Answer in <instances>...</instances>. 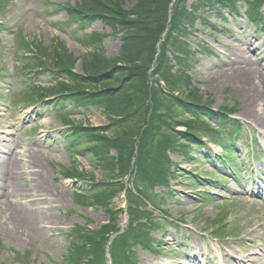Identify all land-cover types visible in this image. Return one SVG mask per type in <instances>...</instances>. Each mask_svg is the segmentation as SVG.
<instances>
[{"label":"rangeland","instance_id":"1","mask_svg":"<svg viewBox=\"0 0 264 264\" xmlns=\"http://www.w3.org/2000/svg\"><path fill=\"white\" fill-rule=\"evenodd\" d=\"M139 1L121 0L115 5V0H0V149H9L8 157L16 156L19 160L17 172L23 175L16 192L29 198L24 199L28 204L20 202L18 209L24 215H32L26 216L28 221L21 223V228L8 224L15 210L0 215V264H72L73 245L81 240L78 233L69 237L68 232L86 225L97 230L113 223L112 216L95 204L102 198L89 199L84 194L96 193L91 191L113 176L111 168L104 167L105 160L97 155L107 148L96 146L91 140L97 139L92 136L66 138L72 133L68 130L77 127L99 130L105 135L102 137L113 136L112 115L99 101L79 103L64 99L61 110L55 108V102L61 99L33 104L39 88H53L68 78L52 80L49 71L35 72L31 68L35 66L36 52L44 53L46 64L54 65L57 54L64 51L63 46L75 62L74 73L83 75L84 60L101 51L103 59L121 64L116 58L122 50V30L100 17L73 14L80 6L100 4L111 12L119 9L129 20ZM192 1L188 0V6ZM238 1L240 14L228 8L222 14L208 9L209 20L198 19L183 38L192 48L187 72L192 77L191 91H197L202 101L211 102L212 111L226 109L223 112L233 119L239 133L230 143L229 128V137L221 141L222 146L225 143L234 151L231 159L228 157L231 166L219 156L224 150L211 140L207 142L208 133L202 131L204 137L188 153L168 151L177 173L169 180V187L149 190L158 202L156 208L136 203L124 190H118L109 199V207L118 212L113 215L119 228L110 240L130 228V205L142 212L153 211L163 227L158 230L152 223L148 231L150 237L158 240L153 247L161 246L162 251L131 244L137 252L136 264H264V197L258 192H264V127L256 122L258 102H252V96L244 90L248 84L247 64H257L264 71V23L254 25L246 14L249 0ZM172 64L174 70L178 69L175 62ZM159 83L166 86L164 80ZM104 86L103 83L93 86L95 90H83L96 92ZM133 123L125 124L121 132L128 133L130 125L136 129ZM214 124L220 125L218 121ZM168 125H163L162 133L168 129L176 134ZM140 136L141 133L136 136V146ZM70 141H74L73 148ZM109 152L117 156L115 148ZM148 154L146 160H150ZM142 158L138 164V154L132 156L123 178L134 194L140 188L134 185V176ZM77 169L84 173V179L66 176L78 173ZM42 182L45 191L36 196ZM78 193L85 196L79 199ZM35 198L39 200L34 201ZM47 214L52 216L50 221L42 216ZM106 247V255L110 256L114 245ZM17 255L23 259H17ZM252 259L257 261L251 263Z\"/></svg>","mask_w":264,"mask_h":264},{"label":"trees","instance_id":"2","mask_svg":"<svg viewBox=\"0 0 264 264\" xmlns=\"http://www.w3.org/2000/svg\"><path fill=\"white\" fill-rule=\"evenodd\" d=\"M120 1L115 0V5ZM238 2L193 0L191 6H188V0H140L134 8V17L129 20H126V15L119 9L111 12L100 4L75 9L74 13L79 12L83 15L86 13L110 15L103 18L124 33L122 50L120 56L116 58V62L121 64H112V61L103 59L101 51L93 55V58L84 60L83 75L74 73L72 69L75 62L71 60V53L69 54L63 46L64 51L57 54L54 63L62 71L52 73L51 78L58 80L66 76L68 80L53 88H39L35 93L34 100H42L62 92L75 91L72 95L73 101L79 103L99 101L112 115L110 124L114 128L113 136L102 137L105 135L99 133V130L83 129L73 134L71 138L75 139L82 134L97 139L91 142L107 148L106 152L98 151L97 155L105 160L104 167L111 168L113 172L111 178L98 186L101 187L99 190L95 189L97 191L95 194L85 192L89 199L102 198L95 204L102 206L111 214L113 223L102 227L101 230L92 231L86 228L76 230L73 234H79L81 243L76 242L73 245L72 256L75 259L72 264H108L106 245L111 236L119 232L113 215L118 212L109 207V199L118 190L125 189L123 178L129 171L134 154H138V164L143 157L142 163L137 164L138 171L134 179V183L140 188L137 194L128 190V196L136 203L155 206L158 202L155 197L150 196L149 190L169 187V180L177 173L175 166L170 163L169 150H183L188 153L190 147L204 137L202 131L208 133L210 140L220 144L223 139L229 137L225 128L233 122L223 112L226 109L220 112L212 111L211 102L202 101V96L197 91H191L192 77L187 72L192 48L183 38L190 34V29L194 28L198 19L202 21L208 19V9L222 12L224 7H228L232 12H239ZM100 3L103 4L102 1ZM247 3L246 14L250 21H262L261 8L264 0H249ZM169 49L172 50V57L169 55ZM172 62L179 66L178 69L174 70L175 64ZM35 67L41 69L44 65L36 60ZM160 80L166 82L165 91L161 88ZM103 83L105 85L103 89L94 92L96 88L93 86H100ZM86 87L94 90L84 91ZM88 92L96 93L95 96L99 95L91 96L87 94ZM168 118L173 124L167 120ZM218 119L223 123L222 127L215 126V122L212 121ZM132 122L136 129L130 125L126 129L128 133L121 132L120 128L123 129L125 124ZM177 124L185 126V130H178ZM163 125H168L176 134L172 135L168 129L162 133ZM140 133L141 140L136 146V136ZM112 147L116 149L117 156L110 155L109 149ZM223 147L228 148L225 143ZM147 152L150 160H146ZM114 166H117V169ZM76 172L78 173H66V176L75 179L85 178L80 169ZM76 196L81 199L85 195ZM129 216L130 228L127 232L117 235L113 241L114 247L111 251L113 264H136L134 258L137 253L131 249L133 242L151 250L155 249L153 244L156 240L150 237L148 231L153 226L152 223L156 224L154 227L156 229L162 225L154 217L153 211L142 212L139 207L130 206Z\"/></svg>","mask_w":264,"mask_h":264},{"label":"bare ground","instance_id":"3","mask_svg":"<svg viewBox=\"0 0 264 264\" xmlns=\"http://www.w3.org/2000/svg\"><path fill=\"white\" fill-rule=\"evenodd\" d=\"M257 64H247L246 69V82L248 84L244 89L248 95H251L253 98L252 102H258V112L256 113V122L264 127V71L256 66ZM257 107V106H256ZM250 111V110H248ZM252 112V111H250ZM9 149H0V215L6 214L9 211L15 210L13 214L10 215L8 224L18 226L21 228V223H26L28 220L27 217H31L32 215L26 214L20 209H18V204L21 202L23 205L28 204L24 199L29 198L27 194L17 193V184L19 179H21V175L19 172V168L16 167V164L19 162L16 156H9ZM4 155V156H3ZM6 155V156H5ZM27 156V155H25ZM27 162H30L28 158ZM21 169V168H20ZM41 180V177H40ZM23 181H25L23 179ZM15 186V190L12 189ZM38 188V185H37ZM34 190V189H33ZM45 191L43 182L40 184L37 189L36 196L41 195ZM240 192H244L241 190ZM21 196V200H19ZM35 197V195H32ZM39 198V197H38ZM38 201L39 199L35 198L34 201ZM37 215H35L36 217ZM47 221H50L51 215H42ZM19 221V222H17ZM256 259H252L251 263L256 262Z\"/></svg>","mask_w":264,"mask_h":264}]
</instances>
